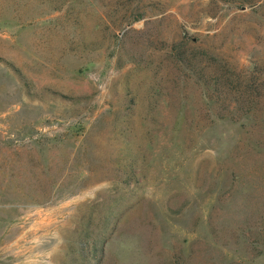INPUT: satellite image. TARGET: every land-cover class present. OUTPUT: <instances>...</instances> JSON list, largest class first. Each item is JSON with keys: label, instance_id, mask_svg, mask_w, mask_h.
Returning a JSON list of instances; mask_svg holds the SVG:
<instances>
[{"label": "rangeland", "instance_id": "obj_1", "mask_svg": "<svg viewBox=\"0 0 264 264\" xmlns=\"http://www.w3.org/2000/svg\"><path fill=\"white\" fill-rule=\"evenodd\" d=\"M0 264H264V0H0Z\"/></svg>", "mask_w": 264, "mask_h": 264}]
</instances>
